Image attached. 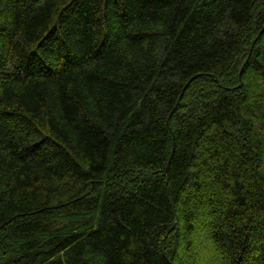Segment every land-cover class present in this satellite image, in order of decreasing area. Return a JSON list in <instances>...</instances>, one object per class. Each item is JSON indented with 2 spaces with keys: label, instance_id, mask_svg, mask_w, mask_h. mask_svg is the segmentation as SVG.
Returning <instances> with one entry per match:
<instances>
[{
  "label": "trees",
  "instance_id": "1",
  "mask_svg": "<svg viewBox=\"0 0 264 264\" xmlns=\"http://www.w3.org/2000/svg\"><path fill=\"white\" fill-rule=\"evenodd\" d=\"M0 264H264V0H0Z\"/></svg>",
  "mask_w": 264,
  "mask_h": 264
}]
</instances>
